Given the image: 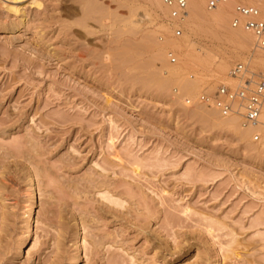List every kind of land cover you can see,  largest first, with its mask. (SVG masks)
Masks as SVG:
<instances>
[{"label":"rangeland","instance_id":"374dc122","mask_svg":"<svg viewBox=\"0 0 264 264\" xmlns=\"http://www.w3.org/2000/svg\"><path fill=\"white\" fill-rule=\"evenodd\" d=\"M169 16L150 0H0V264H264V157L197 102L235 87L237 65L264 79L245 62L261 51L233 57L225 30L175 38ZM185 35L232 56L220 78L171 75Z\"/></svg>","mask_w":264,"mask_h":264},{"label":"bare ground","instance_id":"6f19581e","mask_svg":"<svg viewBox=\"0 0 264 264\" xmlns=\"http://www.w3.org/2000/svg\"><path fill=\"white\" fill-rule=\"evenodd\" d=\"M187 1L188 2H187L186 16L182 19H177V20L173 19L174 21L171 22L172 27L177 26L182 29L185 28L188 34H192L194 36H198L201 34L210 36L216 34L214 33L215 31L225 30L227 34L224 37L227 41L231 42L232 45L231 53L234 55L233 57L240 59L241 54H246L248 52L249 45L254 40L252 34L243 30L242 28H234V27L230 28L228 25L229 18H231L230 10L235 5L234 3L235 0H229V1L227 0L226 3L220 4L216 8L209 10L208 13H206L202 7V4L205 0H187ZM150 3L151 5L153 4L159 8H162L165 12H168L169 10V8L163 4V0H150ZM240 3H242V1ZM247 3H250V0ZM258 6L260 7L261 11H264V3H260L258 4ZM13 12H15V10ZM152 32L149 33L148 36L150 37L153 36ZM150 37L148 39H150ZM169 40L171 41H169L168 47H170V49L173 50L176 49L177 51H180L182 53L181 57L179 56V58L183 67L179 65L178 68L171 71V75H173L176 78L182 75L183 71H185L186 69L187 70L208 69L212 73V76L215 79H218L228 69V63L232 58V56L226 53L220 56L213 54L212 52L207 50H204L202 52L201 50H199L200 52L198 53L196 52V49L194 47L190 46L189 43H187L188 36L186 35L184 37L183 42L173 41L174 38L172 37ZM166 44L164 46H166ZM158 51H159L158 53L161 54L160 52L162 51V46L161 48L158 49ZM245 62L248 63V67L251 66L249 67L251 70L253 71L256 70L261 76H264V54L258 51H254L248 56ZM180 85L179 88H181L180 90L181 96L194 95L191 92L194 87L193 83L187 81V82H183V84L181 82ZM208 109L210 110L209 114L211 116L215 118L219 117L218 119L220 120L221 123H219L218 125L221 128H224L228 131H232L235 137L241 142V144H243V146L246 148L248 152L264 157V143L262 144L254 143L251 139V134L254 130L252 126H243L237 117H221L217 112V110L211 108ZM261 120L264 121V114H262ZM29 196L30 198H28L29 200L26 204V209L21 215V222L25 227V236L21 241L23 243L20 245L19 251H21V248L25 244H29L31 242L33 236L30 223L33 218V214H34L33 209L36 206V202L34 199L35 195H33V193H31ZM79 247H80V243L77 242L75 248L77 249ZM78 261H79V256L75 257L72 264H78Z\"/></svg>","mask_w":264,"mask_h":264},{"label":"built area","instance_id":"2783aa9c","mask_svg":"<svg viewBox=\"0 0 264 264\" xmlns=\"http://www.w3.org/2000/svg\"><path fill=\"white\" fill-rule=\"evenodd\" d=\"M227 0H209L208 9H214ZM264 0H250V3H238L234 7L230 25L234 28H242L252 34L255 49L264 52V11L258 4ZM163 4L169 8L171 19H182L187 14V0H163ZM173 37L182 35V28H173ZM166 59L169 64L177 62L174 51H166ZM232 78L238 80L235 87L220 85L212 93L203 92L197 97V102L217 110L221 117H237L243 126L254 128L251 139L254 143H264V79L252 81L245 76V69L237 65L231 72Z\"/></svg>","mask_w":264,"mask_h":264}]
</instances>
